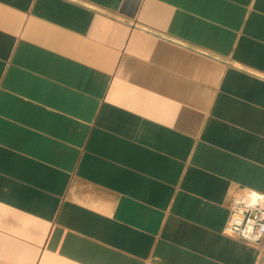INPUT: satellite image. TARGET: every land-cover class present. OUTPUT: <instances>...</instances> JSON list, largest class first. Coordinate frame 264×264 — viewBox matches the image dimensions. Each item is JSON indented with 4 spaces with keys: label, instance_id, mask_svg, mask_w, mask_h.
I'll use <instances>...</instances> for the list:
<instances>
[{
    "label": "crops",
    "instance_id": "0c3cea01",
    "mask_svg": "<svg viewBox=\"0 0 264 264\" xmlns=\"http://www.w3.org/2000/svg\"><path fill=\"white\" fill-rule=\"evenodd\" d=\"M264 0H0V264H262Z\"/></svg>",
    "mask_w": 264,
    "mask_h": 264
},
{
    "label": "built area",
    "instance_id": "2783aa9c",
    "mask_svg": "<svg viewBox=\"0 0 264 264\" xmlns=\"http://www.w3.org/2000/svg\"><path fill=\"white\" fill-rule=\"evenodd\" d=\"M229 219L224 235L250 245L264 242V195L252 191L236 192L228 203Z\"/></svg>",
    "mask_w": 264,
    "mask_h": 264
},
{
    "label": "rangeland",
    "instance_id": "374dc122",
    "mask_svg": "<svg viewBox=\"0 0 264 264\" xmlns=\"http://www.w3.org/2000/svg\"><path fill=\"white\" fill-rule=\"evenodd\" d=\"M262 264H264V260H263Z\"/></svg>",
    "mask_w": 264,
    "mask_h": 264
}]
</instances>
